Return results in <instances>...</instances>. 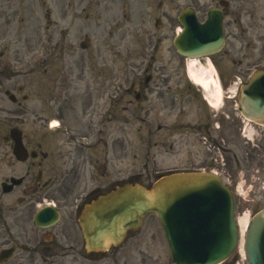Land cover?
Here are the masks:
<instances>
[{
    "label": "rangeland",
    "instance_id": "1",
    "mask_svg": "<svg viewBox=\"0 0 264 264\" xmlns=\"http://www.w3.org/2000/svg\"><path fill=\"white\" fill-rule=\"evenodd\" d=\"M118 19L117 0H0V98H7L6 89L21 98L16 89L22 86L30 103L44 111L51 110L49 98H87V128L91 136L95 129H101L102 138L108 142L107 163L102 170L107 183L113 180L120 184L135 176L148 185L171 170L203 168L208 172L205 159L217 150L223 158L224 171L233 175L229 164L231 144L235 142L240 149L244 139L238 134L240 125L232 104L227 103L225 108L226 115L232 112L230 118L221 112L215 117L216 110L213 112L203 101V91L187 79L186 67L170 48L171 42L159 48L158 62L168 64L163 77L155 70L134 69L132 63H140L144 55L138 52L128 60L125 47H141L144 38L139 35L140 44H135L127 33L121 43ZM97 25L100 27L94 30ZM150 26L151 22L146 23V27ZM87 35L92 41L88 50ZM95 52L115 60V64L102 66L100 59L94 60ZM115 52L124 56L109 57ZM260 67L264 68V61ZM30 71L32 74L26 76ZM57 73L60 79H56ZM149 75L152 79L146 84ZM153 78L161 80L155 83ZM130 81L139 82L140 98L149 100L133 104L118 116L120 119L109 122L102 116L109 99L117 98L125 104L130 98L126 91ZM11 84L15 86L11 88ZM186 123H202V129L197 132L191 127L183 128ZM92 172L94 182L95 170ZM244 174L246 184L252 185L250 197L254 201L255 195L262 197L258 206L252 203V207L245 208L243 201L237 203L235 215L264 206V194L258 189L260 181L253 178L252 171ZM134 235L108 252L87 253V264H170L154 215H148L138 235ZM232 260L235 257L231 255L227 263Z\"/></svg>",
    "mask_w": 264,
    "mask_h": 264
},
{
    "label": "flooded vegetation",
    "instance_id": "2",
    "mask_svg": "<svg viewBox=\"0 0 264 264\" xmlns=\"http://www.w3.org/2000/svg\"><path fill=\"white\" fill-rule=\"evenodd\" d=\"M117 1L120 42L127 33L135 44H140L139 35L144 38L141 47H125L128 60L138 52L144 55L140 63H132L136 70H155L163 77L168 64L158 62L161 44L171 42V48L176 34L194 41L204 32L215 36L218 30L222 38L218 51L201 61L213 63L224 87L235 79L243 83L264 61V0ZM148 22L152 26L146 27ZM192 48L186 46L187 51ZM123 56L121 52L109 54ZM93 58L100 59L102 66L115 64L99 52ZM61 77L57 73L56 79ZM151 79L147 76L145 83ZM140 88L139 82L130 84L125 104L110 98L102 116L111 121L133 104L149 100L140 98ZM47 105L51 110L31 104L30 98H0V264H87L78 217L84 205L115 184L107 183L102 172L107 143L92 138L87 128V98H49ZM201 124L186 123L183 128L198 132ZM15 140L21 146L18 152ZM243 144L240 149L235 142L231 144L232 179L250 171L262 179L264 131L257 145Z\"/></svg>",
    "mask_w": 264,
    "mask_h": 264
},
{
    "label": "water",
    "instance_id": "3",
    "mask_svg": "<svg viewBox=\"0 0 264 264\" xmlns=\"http://www.w3.org/2000/svg\"><path fill=\"white\" fill-rule=\"evenodd\" d=\"M200 40L195 53L184 51L181 37L174 45L188 58L203 56L217 45L207 44L209 38ZM238 110L264 124V71L255 72L241 87ZM147 213H155L161 223L171 264H219L235 247L237 229L228 190L212 174L183 172L163 176L149 189L118 187L88 204L80 219L87 249L104 251L116 245ZM245 251L248 264H264V208L249 222Z\"/></svg>",
    "mask_w": 264,
    "mask_h": 264
},
{
    "label": "bare ground",
    "instance_id": "4",
    "mask_svg": "<svg viewBox=\"0 0 264 264\" xmlns=\"http://www.w3.org/2000/svg\"><path fill=\"white\" fill-rule=\"evenodd\" d=\"M186 72L188 79L203 90L206 98L210 101V106L217 110L223 95L221 85L215 75V69L211 65L208 67L203 66L197 58H190L187 60ZM247 222L246 215L238 219L240 244L244 241Z\"/></svg>",
    "mask_w": 264,
    "mask_h": 264
}]
</instances>
